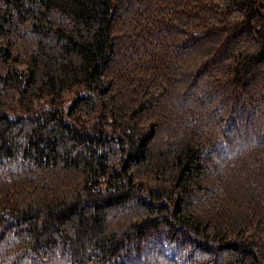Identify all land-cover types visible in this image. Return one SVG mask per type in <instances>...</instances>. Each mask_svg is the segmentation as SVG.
Wrapping results in <instances>:
<instances>
[{"label": "trees", "instance_id": "obj_1", "mask_svg": "<svg viewBox=\"0 0 264 264\" xmlns=\"http://www.w3.org/2000/svg\"><path fill=\"white\" fill-rule=\"evenodd\" d=\"M0 264H264V0H0Z\"/></svg>", "mask_w": 264, "mask_h": 264}]
</instances>
